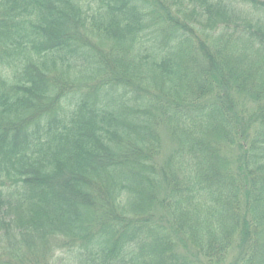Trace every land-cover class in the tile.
Returning a JSON list of instances; mask_svg holds the SVG:
<instances>
[{
  "label": "trees",
  "instance_id": "1",
  "mask_svg": "<svg viewBox=\"0 0 264 264\" xmlns=\"http://www.w3.org/2000/svg\"><path fill=\"white\" fill-rule=\"evenodd\" d=\"M0 264H264V0H0Z\"/></svg>",
  "mask_w": 264,
  "mask_h": 264
},
{
  "label": "rangeland",
  "instance_id": "2",
  "mask_svg": "<svg viewBox=\"0 0 264 264\" xmlns=\"http://www.w3.org/2000/svg\"><path fill=\"white\" fill-rule=\"evenodd\" d=\"M234 255H235V254L231 255V256L228 258L227 262H230V263H231V262H232V260L234 259V258H233V257H234Z\"/></svg>",
  "mask_w": 264,
  "mask_h": 264
}]
</instances>
